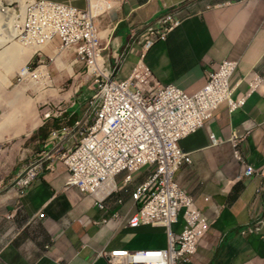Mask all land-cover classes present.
Masks as SVG:
<instances>
[{"label":"crops","instance_id":"obj_1","mask_svg":"<svg viewBox=\"0 0 264 264\" xmlns=\"http://www.w3.org/2000/svg\"><path fill=\"white\" fill-rule=\"evenodd\" d=\"M47 1L86 6L85 0ZM164 16L178 23L144 58L161 84L194 95L224 61L237 63L229 82L232 98L246 92L253 77L262 80L241 108L230 113L226 103L220 104L202 128L179 142L191 163L180 168L175 181L212 223L186 264H264V224L256 233L243 234L258 218L264 221V0H125L98 28L107 45V64L116 68L118 80L130 75L140 57L144 27ZM57 45L54 41L43 49L44 58L52 60L53 87L38 91L44 94L40 106L45 98L53 101L47 93L51 90L58 91L57 102H65L60 87L81 68L72 63V52L56 53ZM72 103L48 119L44 108L37 116L32 106L17 134L12 127L2 135L14 142L0 149V264H108L99 252L167 245L162 227L125 225L135 210L131 193L146 180V170L126 185L125 174L117 176L115 184L122 189L105 200V211L77 189L65 187L67 168L56 159L57 150L80 138L77 125L88 113L81 110L84 102ZM63 126L72 131L53 140L51 132ZM211 135L220 141L217 145L211 144ZM232 135H244L238 143L240 162L233 157ZM34 164L41 172L29 185L18 184ZM248 165L263 175L245 178ZM39 212L44 217L35 219Z\"/></svg>","mask_w":264,"mask_h":264},{"label":"built area","instance_id":"obj_2","mask_svg":"<svg viewBox=\"0 0 264 264\" xmlns=\"http://www.w3.org/2000/svg\"><path fill=\"white\" fill-rule=\"evenodd\" d=\"M124 2L85 0V8L78 9L47 0H26L22 11L20 7H11L14 2L4 4L1 13L13 10L2 19L11 41L35 49L14 81L18 86L40 91L51 89L53 79L48 63L52 60L44 58L42 47L57 41L56 53L72 52V63L81 68L71 73L69 89L73 88L75 93L82 90L81 99L91 110L84 122L77 125L80 138L70 148L57 150L56 159L67 168L65 187L77 189L94 207L105 211V200L122 189L116 186L115 178L125 174L123 183L126 185L135 173L146 170V180L131 193L135 210L125 225L128 228L162 227L167 236L164 249L102 251L98 257L108 264H186L195 255L198 242L212 223L175 181L180 168L191 163L189 153L179 147V142L202 128L220 104L226 103L230 113L241 108L258 90L262 80L253 77L247 91L232 98L229 82L237 63L224 61L209 75L206 86L194 95L188 96L171 84H161L144 58L146 52L163 41L167 32L177 25L170 16L144 27L140 57L130 75L118 80L116 68L107 64V45L98 28L100 20L118 10ZM62 102L64 100L45 101L43 118L64 113L66 107H62ZM70 131L72 128L63 126L53 130L51 137L55 140L60 133ZM243 137L232 135L230 138L233 157L239 162L242 158L238 143ZM210 142L217 145L220 141L211 135ZM40 172V165L28 167L18 184L29 185ZM253 175L263 173L248 165L243 176ZM43 217L39 212L35 219ZM112 218H117V214L113 213ZM263 224V219L258 218L243 234L256 233Z\"/></svg>","mask_w":264,"mask_h":264},{"label":"rangeland","instance_id":"obj_3","mask_svg":"<svg viewBox=\"0 0 264 264\" xmlns=\"http://www.w3.org/2000/svg\"><path fill=\"white\" fill-rule=\"evenodd\" d=\"M1 2H2V0H0V3ZM4 4H6V3H2L0 5H4ZM12 4L13 5H11V7H13V8L19 7V4L15 3V2ZM48 71H49V69H48ZM17 73H18V71H14L12 73V75L7 76V80L9 82H7V81L5 83L3 82L4 84L2 82H0V126H1V123H3L2 121L5 119L6 114L11 113V111H20L21 109H24L23 107L26 106L27 104H30L29 107L33 106L35 108V113L37 114V116L40 113L39 112L40 108L41 109L43 108V106H40V105H42V102L44 101V99H43L44 94H42V97H41L40 93H38L39 90L36 88H29L28 86L22 87V86L16 85L14 79H15ZM49 73H50L51 78H53L52 72L49 71ZM1 74L3 76H5V73H3V71H1L0 79L3 77ZM69 85H70V78L64 85H62L60 87V89L62 90V91H60V93L61 94L63 93L64 98L67 99V100H65V102H62V107H64L65 105L66 106L70 105L72 103V101L75 103L76 102H79V103L83 102V100L81 99L84 96L83 95L84 93L82 94L83 91L80 90L78 93H75L73 88L69 89ZM57 92L58 91H54V90L47 92V93H49L48 95L53 98V101L51 100V102L57 103V97H58ZM20 93H22V94L17 97V95ZM45 101H46V98H45ZM81 110L82 111H86V110L90 111L91 109L89 110V105L86 102L84 105L81 106ZM29 111H31V108H29ZM21 119H24V118H21ZM21 119H18L16 125H11L9 128H4V127L1 128L0 127V149H3L7 145L14 142V140H12V139H2L3 138L2 135L9 133V132H7V130H9L12 127H15V129H16V127L18 128L19 126H23V124H22L23 122ZM20 122H22L21 123L22 125H19ZM15 132H16V130H15Z\"/></svg>","mask_w":264,"mask_h":264},{"label":"bare ground","instance_id":"obj_4","mask_svg":"<svg viewBox=\"0 0 264 264\" xmlns=\"http://www.w3.org/2000/svg\"><path fill=\"white\" fill-rule=\"evenodd\" d=\"M25 1L26 0H2L0 4L17 2L19 4L20 10L22 11ZM2 6L3 5H0V73L1 71H3V73H5V76L1 74L3 77L0 79V82L5 83L6 81L9 82L7 80V76L12 75L14 71H18V73L22 72L35 49L30 48L29 46L22 45L18 42L11 41L12 37L7 32V30H5L6 28L2 24V19L5 15H10L13 10L10 9L7 13H1ZM44 47H42V50ZM21 94L22 93L18 94L17 97ZM29 106L30 104H27L23 107L24 109H19L20 111H11V113L6 114L5 119L2 121L3 123H1L0 127L9 128L11 125H16L18 119L21 118H24V120H29ZM21 123L22 122H20L19 125H22ZM17 129H15L16 132L14 133V135L17 134Z\"/></svg>","mask_w":264,"mask_h":264}]
</instances>
